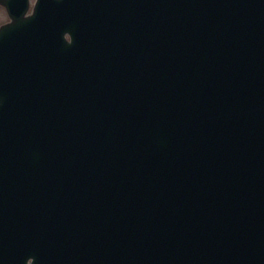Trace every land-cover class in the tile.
Here are the masks:
<instances>
[{
    "label": "water",
    "instance_id": "1",
    "mask_svg": "<svg viewBox=\"0 0 264 264\" xmlns=\"http://www.w3.org/2000/svg\"><path fill=\"white\" fill-rule=\"evenodd\" d=\"M0 264H264V0H3Z\"/></svg>",
    "mask_w": 264,
    "mask_h": 264
},
{
    "label": "rangeland",
    "instance_id": "2",
    "mask_svg": "<svg viewBox=\"0 0 264 264\" xmlns=\"http://www.w3.org/2000/svg\"><path fill=\"white\" fill-rule=\"evenodd\" d=\"M1 1V0H0ZM36 0H31V11L30 13L32 12V9L34 7V4H35ZM10 22V18H9V15L7 13V10L5 9V7L0 3V27L6 23H9Z\"/></svg>",
    "mask_w": 264,
    "mask_h": 264
}]
</instances>
